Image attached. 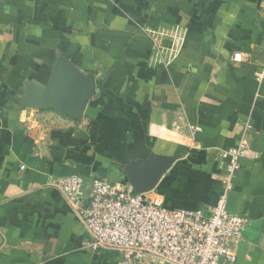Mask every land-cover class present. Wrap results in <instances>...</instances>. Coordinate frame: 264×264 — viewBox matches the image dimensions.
<instances>
[{
  "label": "crops",
  "instance_id": "crops-1",
  "mask_svg": "<svg viewBox=\"0 0 264 264\" xmlns=\"http://www.w3.org/2000/svg\"><path fill=\"white\" fill-rule=\"evenodd\" d=\"M176 31L181 48L161 62ZM263 38L264 0H0V264H115L117 252L88 248L51 181L129 185L124 164L177 155L149 194L207 213L242 138L257 159L240 161L227 208L248 225L234 262L220 264H264ZM58 59L94 78L80 119L20 105Z\"/></svg>",
  "mask_w": 264,
  "mask_h": 264
},
{
  "label": "built area",
  "instance_id": "built-area-1",
  "mask_svg": "<svg viewBox=\"0 0 264 264\" xmlns=\"http://www.w3.org/2000/svg\"><path fill=\"white\" fill-rule=\"evenodd\" d=\"M158 35L160 38L168 36ZM168 37L172 39L171 46L157 50L161 62L175 57L182 45L183 37L177 31ZM260 55L261 61L254 72L258 85L264 83V38L260 43ZM231 62L244 63L243 54L233 53ZM227 155L220 194L207 213L168 210L155 195H134L129 185L98 177L85 181L67 176L49 185L60 192L77 214L89 238L88 248L117 252L115 264H220L221 260L233 263L235 249L248 221L228 211V197L240 161L255 160L257 155L251 152L243 138Z\"/></svg>",
  "mask_w": 264,
  "mask_h": 264
},
{
  "label": "water",
  "instance_id": "water-1",
  "mask_svg": "<svg viewBox=\"0 0 264 264\" xmlns=\"http://www.w3.org/2000/svg\"><path fill=\"white\" fill-rule=\"evenodd\" d=\"M94 94L95 81L91 75L83 74L63 59H58L45 86L26 82L20 105L25 109L53 110L77 120L83 117ZM178 158L177 155L150 153L145 159H135L124 164L122 172L132 194L151 192Z\"/></svg>",
  "mask_w": 264,
  "mask_h": 264
}]
</instances>
